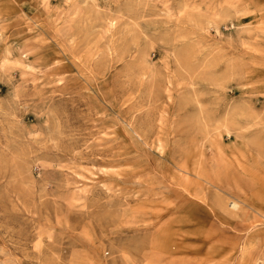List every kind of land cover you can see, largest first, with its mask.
Segmentation results:
<instances>
[{
	"label": "rangeland",
	"instance_id": "rangeland-1",
	"mask_svg": "<svg viewBox=\"0 0 264 264\" xmlns=\"http://www.w3.org/2000/svg\"><path fill=\"white\" fill-rule=\"evenodd\" d=\"M0 264H264V0H0Z\"/></svg>",
	"mask_w": 264,
	"mask_h": 264
}]
</instances>
